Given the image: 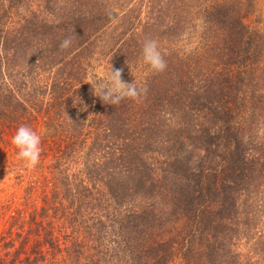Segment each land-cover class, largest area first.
<instances>
[{
  "label": "trees",
  "instance_id": "1",
  "mask_svg": "<svg viewBox=\"0 0 264 264\" xmlns=\"http://www.w3.org/2000/svg\"><path fill=\"white\" fill-rule=\"evenodd\" d=\"M257 3L0 0V264H264ZM111 67L140 95L104 103Z\"/></svg>",
  "mask_w": 264,
  "mask_h": 264
},
{
  "label": "clouds",
  "instance_id": "2",
  "mask_svg": "<svg viewBox=\"0 0 264 264\" xmlns=\"http://www.w3.org/2000/svg\"><path fill=\"white\" fill-rule=\"evenodd\" d=\"M72 40L66 37L60 44L62 49L71 46ZM141 63L154 72H162L166 68V62L155 39L145 38L140 48ZM141 89L132 82L125 83L121 79V71L113 70L106 77V83L100 85L97 96L106 104L116 105L124 98H136ZM11 143L17 150V159L24 162L25 167L35 168L40 162L41 136L28 125H21L11 138Z\"/></svg>",
  "mask_w": 264,
  "mask_h": 264
},
{
  "label": "rangeland",
  "instance_id": "3",
  "mask_svg": "<svg viewBox=\"0 0 264 264\" xmlns=\"http://www.w3.org/2000/svg\"><path fill=\"white\" fill-rule=\"evenodd\" d=\"M263 7L264 6V0H258V3H257V8L259 9V7ZM2 187V186H0Z\"/></svg>",
  "mask_w": 264,
  "mask_h": 264
}]
</instances>
